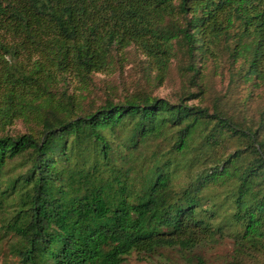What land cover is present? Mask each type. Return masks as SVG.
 I'll return each instance as SVG.
<instances>
[{
  "label": "trees",
  "instance_id": "obj_1",
  "mask_svg": "<svg viewBox=\"0 0 264 264\" xmlns=\"http://www.w3.org/2000/svg\"><path fill=\"white\" fill-rule=\"evenodd\" d=\"M1 242L0 264H264V0H0Z\"/></svg>",
  "mask_w": 264,
  "mask_h": 264
},
{
  "label": "rangeland",
  "instance_id": "obj_2",
  "mask_svg": "<svg viewBox=\"0 0 264 264\" xmlns=\"http://www.w3.org/2000/svg\"><path fill=\"white\" fill-rule=\"evenodd\" d=\"M142 56H139L141 59ZM139 60V59H138ZM141 62H137V59L133 57V54L128 57L127 60L121 61L116 67L107 74H97L94 78V82L96 83V94L98 96H105L110 89V87H115L117 92L129 86L133 80L140 78L143 74V68L141 66ZM72 87V85H71ZM178 87V79L174 68L172 67L169 70L168 78L166 79L165 83L159 86L155 91L154 94L162 97L170 98L173 96L174 92ZM21 129V124L19 122L15 123L12 127V131H16ZM2 246V242L0 243V247ZM231 244L228 241H225L216 249L213 250V257L217 259V262H220L222 259L225 258V255L230 250ZM1 256V255H0ZM1 258V257H0ZM127 262L129 264H146L144 261H139L136 255H132Z\"/></svg>",
  "mask_w": 264,
  "mask_h": 264
}]
</instances>
